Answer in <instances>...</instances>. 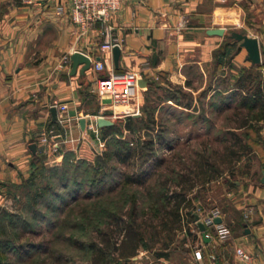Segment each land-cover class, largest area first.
<instances>
[{
  "label": "crops",
  "instance_id": "0c3cea01",
  "mask_svg": "<svg viewBox=\"0 0 264 264\" xmlns=\"http://www.w3.org/2000/svg\"><path fill=\"white\" fill-rule=\"evenodd\" d=\"M60 1L65 0H46L41 4L0 0V207L9 201L12 185L28 176L34 153L54 157L66 151L90 155L104 141L97 116L113 121L114 117L123 116L124 109L119 108L122 105L101 102L91 94L89 87L97 76L109 72L133 74L138 79L135 94L139 107L151 81L160 87V96L176 86L189 97H162L159 106L167 104L170 113L180 110L187 115L204 93L209 101L216 91H231L237 68L253 64L246 49L229 39L230 31L237 29L256 36L262 60L264 0H125L110 19L107 32L98 22L80 37L66 14L55 13L54 5ZM219 26L225 28L222 34L207 33V29ZM109 36L120 40L117 68L111 50L100 48ZM72 50L87 54L90 68L82 72L83 64H78L75 73H71L72 62L64 61L63 56ZM96 60L104 63L102 71L94 70L92 64ZM226 74L230 85L225 89L218 83ZM142 79L145 83L139 84ZM190 97L193 101L189 102ZM59 103L67 104L64 114L71 117L63 125L57 120ZM211 105L213 112L207 115L212 118V125L220 127V117L227 111L214 112L215 107H220V101L215 99ZM52 107L56 108V118ZM81 117L85 118L84 127L79 123ZM46 131L59 141L57 149L45 151L46 145L39 138ZM174 135L176 142L183 141L181 135ZM31 143L36 144L35 152L29 148ZM252 151L256 162L232 170L231 182H223L222 174L205 186L209 193L216 182L222 186L219 195L212 199L221 208L223 223L228 217L234 221L230 209L240 214L239 229L230 235L231 248L241 246L252 253L257 264H264V150ZM248 209L251 212L245 219L242 214ZM244 224L249 233H244ZM222 245L213 232L210 241L203 240L202 261L208 263L209 255L215 254L216 262L231 264L229 248ZM195 249L189 248L181 254L180 262L172 264H199ZM174 253L156 260L170 264Z\"/></svg>",
  "mask_w": 264,
  "mask_h": 264
},
{
  "label": "trees",
  "instance_id": "16d2710c",
  "mask_svg": "<svg viewBox=\"0 0 264 264\" xmlns=\"http://www.w3.org/2000/svg\"><path fill=\"white\" fill-rule=\"evenodd\" d=\"M229 39L233 40L230 36ZM253 66L252 64L250 67H239V69H237L238 75H234L235 85L232 86L233 89L226 94H223L222 91H216L207 102L208 111L210 112H213L211 105L213 99L220 101V107L217 109L215 107L214 112L227 111L225 114L228 116L231 123L226 128V133H228L230 137L220 139V141L226 143L225 149L228 153L227 157H229L231 162H237L241 155L251 151V148H253L252 150H262V148H264L259 138L255 139V145L252 147L250 143L251 139L246 138L247 133L241 135L236 131V129L247 131V129L254 124L253 121L257 122L264 118V52L262 53V62L256 64V66L260 67L262 70L255 73L252 70ZM159 88L160 87L154 81H151L144 93L145 102L142 107L141 116L134 117L132 115H127L123 119V126L128 131L135 132L136 123H139L140 127L148 131L153 132L156 130V134H153L155 136L151 135L145 141H138L135 147L131 146L126 141L117 140L121 142L120 147L113 149V153L111 154L105 153L106 159L104 156H99L97 158L99 168L101 166L107 167V158L112 157L116 163H127L131 165L133 169L131 171H124L118 169L116 166L111 167V175L114 174V176H112L109 192L113 195L106 196V200L108 202L110 201L109 205H106L108 203L103 201L98 203L104 220L100 226L94 225L97 242L90 241L88 245L92 252L89 259L90 264H117V259L119 258L129 260L130 257L136 254L137 249L144 242L145 227L152 224L150 220L147 222L146 219H139L142 213L139 211L137 201L134 198L130 199L128 197L125 188L120 190L123 184L143 185L150 181L152 175L159 172L156 182L150 186L152 189L151 192L157 198L153 199V201L156 202V207L159 208L158 225L161 230L165 229L168 232H173L180 226L183 216H186L190 220L193 219L192 210L196 207V202L198 201L197 197L200 191L207 189L205 183L223 174L221 167L209 158L210 155L206 154L204 149L200 152L195 150L194 153L196 157L191 159L194 166L186 163L187 157L180 153H173V155L168 158L166 155L159 153L163 146H168V148L171 147L172 151H176L174 142H176L177 139V136L174 135L175 132H173L175 122H171V118L167 120L158 118L157 113L160 112L161 108L159 104L163 100H161V98H177V100H179V97L183 94L187 98L189 97V94L183 93L176 86H174L172 90H167L165 95L160 96L158 92ZM222 88L226 89L227 86H222ZM190 101H193L191 97L189 98V102ZM194 107L197 108V111L193 110ZM194 107L191 112H195L194 123H196V125L198 122L210 120L207 115L209 112H206L205 107V93L197 99ZM229 109L231 110L228 111ZM191 112L187 114L188 117L193 115H191ZM165 113L163 114L165 115ZM162 116L161 114V118ZM115 124L116 122L113 121L111 125L102 126L103 138L105 141L110 140L111 133L117 130ZM69 154L73 153L69 152ZM41 159L43 158L40 157L39 153L33 154L30 160L28 176L23 178L19 183L13 184V189H19L18 191L24 192L28 186L33 187L34 165L41 161ZM72 166L74 167V165H64L66 168ZM75 166H77V164ZM64 170V174H67L65 168ZM91 177L93 181L90 183L87 182L86 184L89 188L100 186L104 181L99 175ZM68 179H70V177ZM60 180V182H62V179ZM63 180H65V176ZM80 182L81 181H74L73 184L78 185L75 189L69 187L67 181L61 183V186L67 191L69 196L75 198L76 194L79 192L77 188L81 187ZM82 183L84 184V182ZM42 188L49 189L54 193L53 187L50 189L48 185H45V187L42 186ZM37 189L40 188L33 187V192L29 197L33 205L39 204L38 200L41 199L40 196H38L39 194H35ZM27 191L31 192V189L28 188ZM11 193L10 190V194ZM15 194L16 193H14V195ZM91 194L89 189L84 196L86 198H91ZM125 196L128 200L125 199ZM56 198L59 199V196H56ZM46 201L47 197L45 198V202ZM55 209L61 211V208L58 206L54 207L52 210L55 211ZM82 212L89 224L90 217L88 213L84 209ZM38 219L46 220L45 215L42 214L40 216L37 209L32 208L30 214L26 215L23 213L10 212L5 207H0V253L14 251L17 260L19 259L21 262L32 261L33 258H35L36 262L38 261L39 264H65L63 254L52 246V238L49 237L40 241H33L31 239L24 241L17 240L18 238H22L25 232L26 234H36V228L31 224L32 221H37ZM23 224L24 226L21 227ZM71 225L74 226L76 224L71 223ZM15 228L17 231H14ZM53 238L64 239L74 246H84L83 243L74 239L72 235L64 236L62 233H55ZM169 255L170 254L165 251L156 253L157 257H167ZM4 264L13 263L4 262Z\"/></svg>",
  "mask_w": 264,
  "mask_h": 264
},
{
  "label": "rangeland",
  "instance_id": "374dc122",
  "mask_svg": "<svg viewBox=\"0 0 264 264\" xmlns=\"http://www.w3.org/2000/svg\"><path fill=\"white\" fill-rule=\"evenodd\" d=\"M256 64L253 63L254 66L252 67V70L253 72L258 73V71L262 69L260 67H257ZM237 69H239V67ZM235 75L238 74L236 73ZM227 77H229V74H226L225 77L220 78V85H230V81L227 79ZM234 81L235 78L231 81L232 86L235 85ZM92 84L89 87L90 90ZM91 94H94V96H96L97 99H99L101 102L110 103L108 100L102 101L100 97L92 91ZM134 98L135 100H137V94L134 96ZM90 99L95 100V102H97L95 97H91V95ZM207 101L208 100L205 99L206 112H209V115H211L210 111H208L209 109L207 106ZM144 102L145 99H143L142 106L139 107L140 113L132 116H141ZM166 105L167 104L161 105L160 112L157 113L158 118L161 120H167L171 118V122H175L173 132H175L176 135H181L183 137V141L174 142L176 151H172L171 147L168 148V146H163L159 152L160 154L166 155L168 158L173 155V153H180L187 157L186 163L194 166V163L193 161H191V159L196 157L194 153L195 150L200 152L202 149H204L206 154L210 155L209 158L213 160L215 164L219 165V167H221V169L223 170V182L225 181V179H227V182H231L230 179H233L232 170L243 169V167H245L247 163L253 165L254 162H256L255 160L257 156L252 151L253 148H251V151H248L241 155L240 159L238 160L239 163H237L238 161L231 162L229 160V157H227L228 153L225 149L226 143L220 141V139L230 137V135L226 133V128L228 127V125H230L231 121L226 114L220 117V127L212 125V118H210L209 121L200 123L198 122L196 125V123H194V111L191 112V115H193L191 117H188L186 115V112H181L180 110H175L174 113H170L171 111ZM196 107H194L193 110L197 111ZM119 108L125 109L124 106H120ZM163 113H165V115ZM161 114L163 115L162 118ZM170 114H173V116ZM125 117L126 116L113 118L116 122L115 125L117 130L111 133L110 140H104L102 144H99L97 148L92 150L90 155L79 156L76 154H69V152L67 151L64 152L60 157H54L49 153L40 154V157H42L43 159H41V161L34 165L33 182V187L40 188L37 189L35 192V194H39L38 196H40L41 198L38 200L39 204L33 205V202L29 200V197L33 192V187L28 186L24 192L18 191L19 189L16 190L12 188V193L10 194L11 197L9 201L6 202L5 208L10 212L23 213L26 215L30 214V210L32 208L37 209V211H39L40 213V216L42 214L45 215L46 220L38 219L37 221H32L31 225L36 228V234H26L25 232V235L22 238L17 239L18 241H24L27 239H31L33 241H40L42 239H47L50 237L53 240L52 246L57 248V251H60L63 254L65 264H90L89 259L92 252L88 245L90 241L97 242L96 230L94 229V225L96 224L100 226L102 221L104 220V216L101 214L98 203H101V201H103L105 203H108L106 205H109L110 201L108 202L106 200V196L113 195L111 194V192H109V187L112 183V176H114V174L111 175V167L116 166L118 169H122L124 171H131L133 169V167L127 163H116V161H114L112 157L107 158V167L101 166L99 168L97 158L99 156H104V158L106 159L105 153L111 154L113 153V149L120 147L121 142L117 140H122L123 142L126 141L128 144L135 147L138 141H145L149 138V136H155L153 134H156V130H154L155 132L153 131L154 133L152 131H148L147 129L140 127L139 123H136L135 132L128 131L123 126V119ZM215 121L217 122V119ZM253 123L254 124L249 127L247 131L243 129H239L236 131L241 135L247 133L246 138L251 139L250 143L252 147L253 145H255V139L259 138V140H261L262 142L263 147L264 118L257 122L253 121ZM186 138H189L191 140L188 139L187 141H185ZM262 150H264V148H262ZM66 164L67 166L74 165V167L72 166L66 168L64 167V165L66 166ZM76 164L77 166H75ZM64 168L66 169L67 174H64ZM158 173L159 172H156L154 175H152L150 181L146 182L143 185L123 184L120 188V190H123L124 188L127 190V194L130 199H136L139 211L140 213H142L140 214L139 219H146L147 222L150 220L152 224L145 227V239L143 244L137 249L136 254L130 257L129 260H123L121 258L117 259V264H159L160 261L156 260V253L163 251L169 254L177 252L174 253L175 255H171L172 258L170 259V264H172L173 262L176 263L181 261V254L183 252L187 251L189 248H195L196 244L198 245L201 243V233L198 229L197 224L194 221V217L192 220H190L186 216H183V220L180 223V226H178L173 232H168L165 229L161 230L159 228V208L156 207L157 204L155 201H153V199L157 198L151 192L152 189L150 187L156 182V179L159 175ZM97 175L104 179L103 183L100 186L89 188L86 185L87 182L90 183L91 181H93V178L91 176ZM64 176L65 180H63ZM69 177L70 179H68ZM60 179H62V182H60ZM66 181L69 187H72V189H75V187L78 186L73 184L74 181H81V187L77 188L79 192L76 194L75 198L73 196H69L67 194V191L62 188L61 183H65ZM82 182H84V184ZM45 185H48L50 189L53 187L54 193L49 189H43L42 186L45 187ZM28 188L31 189V192L27 191ZM89 189L92 193L91 198H86L84 195L87 191H89ZM212 189L213 190L210 193L207 189L201 190L200 194L197 197L198 201L196 203L201 207H203L204 205V209L206 211L217 207L220 210L222 216L221 208L218 207L216 205V202H214L212 199L214 195H219L220 191H222V186L220 183L216 182L215 184H213ZM14 193L16 194L14 195ZM56 196H59V199H57ZM46 197L47 201L45 202ZM125 199L128 200L126 196ZM56 206L61 208V211L56 209L55 211L52 210ZM83 209L88 213L90 217L89 224L86 221V218L84 217V213L82 212ZM230 210V214L233 213V218L235 219L232 222L231 219L228 217V219H226V225L230 228V235H234V232L239 229L240 219L238 218L240 217V214L238 216V214L232 211V209ZM242 217L246 219L245 212L242 214ZM71 223H74L76 225L72 226ZM22 226H24V224L21 225V227ZM14 231H17V229L15 228ZM55 233H62L64 236L72 235L74 239H76L80 243H83L84 246H74L73 244H69L64 239L53 238ZM230 238L231 236L224 241H220V243L223 244V247H226L227 249L229 248L228 255L231 258L230 263L241 264V262H239L234 257L235 248H231L232 245L230 244ZM0 261V264H4V262H10L13 264H39L38 261L36 262L35 258H33L32 261L29 260L21 262L19 259L17 260V256L14 251L0 253Z\"/></svg>",
  "mask_w": 264,
  "mask_h": 264
},
{
  "label": "built area",
  "instance_id": "2783aa9c",
  "mask_svg": "<svg viewBox=\"0 0 264 264\" xmlns=\"http://www.w3.org/2000/svg\"><path fill=\"white\" fill-rule=\"evenodd\" d=\"M46 0H22L26 4H41ZM125 0H65L60 1L54 5V11L57 15L66 14L71 22L78 28L77 37L83 35L87 30L93 28L96 23H102L103 31L107 32L111 26L110 19L114 16L116 11L120 8ZM120 40L116 37H107L100 44L102 50L110 51L114 44H119ZM75 51L72 50L71 53ZM63 56L64 61L70 60V54ZM95 71H102L105 66L100 60H96L93 64ZM138 86V79L131 73L123 72H109L105 76H97L92 84L91 91L97 94L102 101L108 100L112 105H122L125 109L122 111L123 116L137 115L140 113L138 101L134 96L136 87ZM59 114L57 120L60 124H65L71 120V117L64 114L67 109L66 103H59ZM55 135H53L54 137ZM40 142L46 145L45 151L49 148L57 149L59 141L52 139L50 132H43L39 138ZM200 216V220L206 226V236L211 237L212 233L219 241H224L230 237L231 231L229 226L225 223L215 222L216 217H221L220 210L215 207L210 210H205L203 207L196 205L192 210ZM250 209L245 212V217L248 218ZM196 223V222H195ZM201 233V232H200ZM203 237L201 236V244H198L194 250V256L199 264H216V256L209 255V262L202 261L203 256L201 247L203 245ZM236 259L243 264H257L252 253L246 251L241 246L235 247Z\"/></svg>",
  "mask_w": 264,
  "mask_h": 264
},
{
  "label": "water",
  "instance_id": "95a60500",
  "mask_svg": "<svg viewBox=\"0 0 264 264\" xmlns=\"http://www.w3.org/2000/svg\"><path fill=\"white\" fill-rule=\"evenodd\" d=\"M224 27H213L207 29V33L209 34H222L224 32ZM229 36L239 42V48L244 47L247 51V58L254 64L260 63L261 62V50H260V44L259 40L256 36L248 35L247 33L237 31V30H232L229 34ZM111 54H112V62L115 68L119 66V60H120V54H121V47L119 44H114L113 47L111 48ZM70 60L72 62L71 65V73H75L76 67L78 64H83L81 71L83 72L84 70L90 68L91 66V60L90 57L85 54L84 52L80 50H75L70 54ZM145 80H139V84H144ZM53 118H56V108L52 107L51 109ZM97 125L99 127L102 126H107L113 124V120L106 118L102 115L97 116L96 118ZM79 123L82 127L85 125V118L81 117L79 119ZM29 148L31 149L32 152H35L36 150V144L31 143L29 145ZM194 221L196 222L199 231L201 232V236L203 237L204 241H210V237L206 236V226L203 223V221L200 220V216L197 213L192 212ZM215 222H221V217H216ZM244 233H249L250 229L247 227L246 224H244ZM216 264H220L218 261Z\"/></svg>",
  "mask_w": 264,
  "mask_h": 264
}]
</instances>
